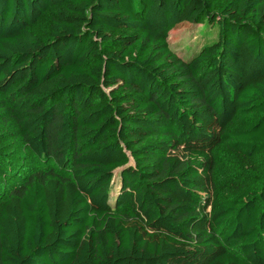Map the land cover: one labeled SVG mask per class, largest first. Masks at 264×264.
Wrapping results in <instances>:
<instances>
[{"label":"trees","instance_id":"trees-1","mask_svg":"<svg viewBox=\"0 0 264 264\" xmlns=\"http://www.w3.org/2000/svg\"><path fill=\"white\" fill-rule=\"evenodd\" d=\"M3 124L0 264H264V0H0Z\"/></svg>","mask_w":264,"mask_h":264},{"label":"rangeland","instance_id":"rangeland-1","mask_svg":"<svg viewBox=\"0 0 264 264\" xmlns=\"http://www.w3.org/2000/svg\"><path fill=\"white\" fill-rule=\"evenodd\" d=\"M217 39V30L215 27L208 26L203 23L195 24V23H180L174 29H172L168 34V42L171 47L179 56L184 59H188L197 53L202 47L209 45L215 42ZM10 129L8 125L3 124L0 127V131H6ZM21 157V164L19 169L24 172L30 170V174L36 179L47 176L50 174H54L60 178H66L67 174L63 171H60L53 164L45 161H39L29 152H18ZM14 160V159H13ZM227 162V156L224 153L220 152L217 154V178L219 181L224 182L230 176L224 175L222 176L221 170H223V163ZM221 169V170H220ZM119 170L115 171L114 177L112 179V187L110 191V203H112L119 187V178L117 176ZM221 173V174H220ZM20 176H25V173L19 172L16 174V178L18 181H12L9 179L7 181L8 187L10 188L17 185L21 179Z\"/></svg>","mask_w":264,"mask_h":264}]
</instances>
